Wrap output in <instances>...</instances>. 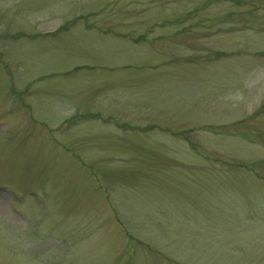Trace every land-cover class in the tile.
<instances>
[{"label": "rangeland", "instance_id": "1", "mask_svg": "<svg viewBox=\"0 0 264 264\" xmlns=\"http://www.w3.org/2000/svg\"><path fill=\"white\" fill-rule=\"evenodd\" d=\"M0 264H264V0H0Z\"/></svg>", "mask_w": 264, "mask_h": 264}]
</instances>
